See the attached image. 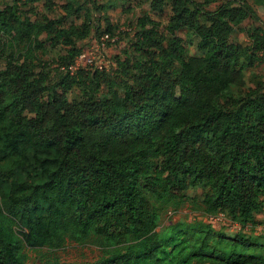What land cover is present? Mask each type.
Returning <instances> with one entry per match:
<instances>
[{
	"label": "trees",
	"instance_id": "obj_1",
	"mask_svg": "<svg viewBox=\"0 0 264 264\" xmlns=\"http://www.w3.org/2000/svg\"><path fill=\"white\" fill-rule=\"evenodd\" d=\"M149 1L170 2L164 30L142 15L126 58L86 70L72 66L103 5L0 0V264H264L245 233L264 205V81L246 74L264 53V0ZM104 21L96 34L113 37ZM46 44L51 61L34 53ZM188 201L201 217L159 228ZM221 213L235 235L210 220ZM68 243L98 253L43 252Z\"/></svg>",
	"mask_w": 264,
	"mask_h": 264
},
{
	"label": "rangeland",
	"instance_id": "obj_2",
	"mask_svg": "<svg viewBox=\"0 0 264 264\" xmlns=\"http://www.w3.org/2000/svg\"><path fill=\"white\" fill-rule=\"evenodd\" d=\"M57 5L64 3L66 0H55ZM97 3L104 6V10L98 11L96 9H91V22L92 29L90 34L79 44L83 47L80 55L75 59V63L72 69L84 68L86 70L105 69L110 70L115 67L114 57L116 55L121 56V58H126L127 51H131L130 40L133 39L134 32L137 30L136 20L144 14H148L150 17L159 21L161 23L160 29L164 30V25L168 21V17L171 13L170 2H168L162 11H154L150 7L149 0H96ZM201 1V0H197ZM251 1V0H248ZM87 3V4H86ZM85 5L89 6L86 2ZM257 12L261 20V24L264 25V10L261 7H257ZM60 7L51 14L53 17L62 14ZM107 16L111 24L114 26L113 31L114 36L107 39L105 46L102 49H97L95 43L98 41V34H96V26H100V31L106 28V23L104 17ZM71 18L68 20L70 21ZM82 19L76 20L77 24H80ZM69 23V22H68ZM246 27L249 22L246 21L244 24ZM183 39L193 40L196 43V38L187 31H178ZM234 37L239 42H245L247 37L244 32L236 31ZM189 51L192 54H196V48L193 45L189 47ZM37 56L42 59H47L51 61L58 54V47L52 48L48 44L41 50L37 49L34 52ZM260 61L254 68L248 69L246 74L251 76L257 74L264 81V53L260 54ZM53 65V64H52ZM53 74V72H52ZM188 195L195 196L198 201L203 195V190L199 187L189 188ZM222 214V213H221ZM201 217L200 211L193 210V205L190 201L173 212L172 210H164L161 212L159 220V228L166 226L170 222H175L178 220H192L194 217ZM222 220H219L215 225L216 228L223 229L228 235L233 236L239 231V226L236 223H232L226 217V215H221ZM256 220L258 224L254 229L247 228L245 233L247 235H255L259 237V242L264 241V205L262 210L256 213ZM49 256L57 257L62 261H90L95 258L98 253L96 248L90 245H78L75 243H68L61 249L48 251L46 247L43 248ZM41 258L35 253L31 252L28 258V264H41Z\"/></svg>",
	"mask_w": 264,
	"mask_h": 264
},
{
	"label": "built area",
	"instance_id": "obj_3",
	"mask_svg": "<svg viewBox=\"0 0 264 264\" xmlns=\"http://www.w3.org/2000/svg\"><path fill=\"white\" fill-rule=\"evenodd\" d=\"M107 39H109V35L108 34H104V35H101L98 39V41L95 43V46L97 49H102L105 44H106V41ZM81 54V53H80ZM79 54V55H80ZM82 55H80L81 57ZM222 214H218V215H212L210 216V220H212L213 222H216V221H219V220H222Z\"/></svg>",
	"mask_w": 264,
	"mask_h": 264
}]
</instances>
